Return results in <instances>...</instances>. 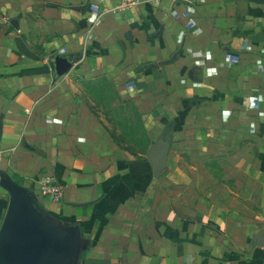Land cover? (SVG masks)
Masks as SVG:
<instances>
[{
	"label": "crops",
	"instance_id": "crops-1",
	"mask_svg": "<svg viewBox=\"0 0 264 264\" xmlns=\"http://www.w3.org/2000/svg\"><path fill=\"white\" fill-rule=\"evenodd\" d=\"M119 2L0 0V172L78 229L76 264H264V126L246 106L264 110V0ZM56 55L73 62L59 78ZM102 78L147 150L168 134L159 178L91 113L83 83ZM44 177L58 204L39 196ZM7 203L0 187V225Z\"/></svg>",
	"mask_w": 264,
	"mask_h": 264
},
{
	"label": "water",
	"instance_id": "water-1",
	"mask_svg": "<svg viewBox=\"0 0 264 264\" xmlns=\"http://www.w3.org/2000/svg\"><path fill=\"white\" fill-rule=\"evenodd\" d=\"M48 64L53 78H59L69 72L73 62L56 55ZM169 139L164 132L147 150L146 159L154 178L163 171ZM0 187L8 195L0 225V264H76L84 245L78 229L55 223L26 188L3 172ZM252 245L264 248V230L252 240Z\"/></svg>",
	"mask_w": 264,
	"mask_h": 264
},
{
	"label": "rangeland",
	"instance_id": "rangeland-1",
	"mask_svg": "<svg viewBox=\"0 0 264 264\" xmlns=\"http://www.w3.org/2000/svg\"><path fill=\"white\" fill-rule=\"evenodd\" d=\"M82 92L96 115L107 126L116 128L134 154L145 153L147 140L142 123L131 104L118 102L113 86H107L102 79H95L85 81Z\"/></svg>",
	"mask_w": 264,
	"mask_h": 264
},
{
	"label": "built area",
	"instance_id": "built-area-1",
	"mask_svg": "<svg viewBox=\"0 0 264 264\" xmlns=\"http://www.w3.org/2000/svg\"><path fill=\"white\" fill-rule=\"evenodd\" d=\"M142 0H120L118 6L116 7L115 11L120 12L125 9L131 8L133 6L138 5ZM154 4H160L164 0H148ZM102 12L95 8V6L90 5V15L88 18V22L91 25H95L98 23ZM1 20V17H0ZM183 33H180L177 36L176 42L180 44L182 42ZM210 75V72H207ZM261 102V98H257L256 101L246 102V106L248 109L255 111L257 121L254 122L256 127L264 126V110L259 107V103ZM38 194L39 196L48 199L50 202L54 204H58L63 196V186L53 179L49 177H44L39 182L38 187Z\"/></svg>",
	"mask_w": 264,
	"mask_h": 264
},
{
	"label": "trees",
	"instance_id": "trees-1",
	"mask_svg": "<svg viewBox=\"0 0 264 264\" xmlns=\"http://www.w3.org/2000/svg\"><path fill=\"white\" fill-rule=\"evenodd\" d=\"M102 80L105 82V84H107V86H112V84L106 80L105 78H102ZM121 104H125L123 102L120 101ZM89 109L91 111V113L97 117V113L95 112L94 108H92L91 106H89ZM140 121V119H139ZM108 133L110 135V137L112 138V140L116 143V145H118V147L124 149L125 151H128L130 153H133V151L129 148V146L126 145L125 140L123 139V137L117 132L115 127H110L108 129ZM148 144V143H147ZM146 152V151H145Z\"/></svg>",
	"mask_w": 264,
	"mask_h": 264
}]
</instances>
